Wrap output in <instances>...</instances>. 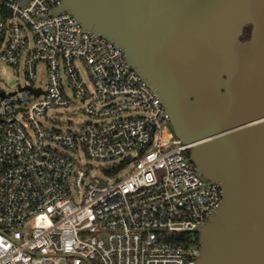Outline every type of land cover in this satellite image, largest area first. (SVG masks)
Here are the masks:
<instances>
[{
    "label": "built area",
    "instance_id": "built-area-1",
    "mask_svg": "<svg viewBox=\"0 0 264 264\" xmlns=\"http://www.w3.org/2000/svg\"><path fill=\"white\" fill-rule=\"evenodd\" d=\"M61 8L62 0H0V65L23 60L27 79L0 90V264H196L221 188L190 162L192 145L168 130L123 49ZM38 64L45 90L35 86ZM73 102L89 121L48 126L50 109ZM82 155L111 165L89 176ZM178 233L187 238L172 240Z\"/></svg>",
    "mask_w": 264,
    "mask_h": 264
},
{
    "label": "water",
    "instance_id": "water-1",
    "mask_svg": "<svg viewBox=\"0 0 264 264\" xmlns=\"http://www.w3.org/2000/svg\"><path fill=\"white\" fill-rule=\"evenodd\" d=\"M61 10L123 49L192 145L190 162L221 188L196 264H264V0H62Z\"/></svg>",
    "mask_w": 264,
    "mask_h": 264
},
{
    "label": "rangeland",
    "instance_id": "rangeland-1",
    "mask_svg": "<svg viewBox=\"0 0 264 264\" xmlns=\"http://www.w3.org/2000/svg\"><path fill=\"white\" fill-rule=\"evenodd\" d=\"M75 68L78 70L80 79L85 85L88 91H92V85L86 74V71L80 62L74 63ZM63 84L65 85V78L62 76ZM27 82L26 76L24 74V63L20 60L18 66L8 67L5 65H0V90L6 93L12 92L18 88V86L23 87ZM35 86H41L45 90L47 86V72L46 68L42 64L36 66V80ZM47 118L50 121L49 125L55 126L56 128L64 131L68 128H77L83 122L89 121V119L83 114V108L78 102H73L69 108H52L47 113ZM168 130L172 131L170 126ZM80 167H84L89 176L103 177L102 167L109 166V162H98L94 160L87 159L84 155L79 157ZM131 166H125L120 170L118 177H122L128 173ZM70 189H72V179L70 180Z\"/></svg>",
    "mask_w": 264,
    "mask_h": 264
},
{
    "label": "trees",
    "instance_id": "trees-1",
    "mask_svg": "<svg viewBox=\"0 0 264 264\" xmlns=\"http://www.w3.org/2000/svg\"><path fill=\"white\" fill-rule=\"evenodd\" d=\"M249 34H250V27H246L244 28L243 30V35L241 37V40L242 41H246L248 40L249 38ZM187 238V235L186 234H183V233H178V234H175L173 237H172V240H176V241H179V240H185Z\"/></svg>",
    "mask_w": 264,
    "mask_h": 264
}]
</instances>
